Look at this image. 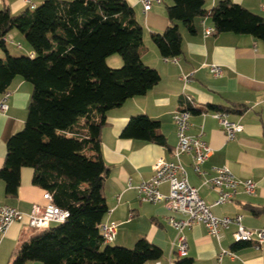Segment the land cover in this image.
<instances>
[{
    "label": "trees",
    "instance_id": "16d2710c",
    "mask_svg": "<svg viewBox=\"0 0 264 264\" xmlns=\"http://www.w3.org/2000/svg\"><path fill=\"white\" fill-rule=\"evenodd\" d=\"M171 1L168 26L150 35L163 57L181 54L178 23L193 33L196 18L209 17L215 32L249 34L264 42V17L231 0L209 10L205 0ZM13 29L24 35L31 55L8 53L5 37ZM141 45L142 27L126 0H44L32 11L0 10V92L16 76L32 84L24 126L7 140L0 167L5 197H16L20 169L30 167L32 184L69 213L64 222L22 240L8 264H144L161 258V248L144 237L127 248L104 243L100 233L108 212L103 183L109 168L100 156L106 112L145 94L160 79L142 62ZM116 53L123 64L110 68L106 58ZM220 110L242 113L245 107ZM158 128L159 121L139 114L130 117L120 136L164 145ZM174 264L192 259L178 257Z\"/></svg>",
    "mask_w": 264,
    "mask_h": 264
},
{
    "label": "crops",
    "instance_id": "0c3cea01",
    "mask_svg": "<svg viewBox=\"0 0 264 264\" xmlns=\"http://www.w3.org/2000/svg\"><path fill=\"white\" fill-rule=\"evenodd\" d=\"M43 1L0 0V10L7 8L12 14H18L24 10L32 11ZM126 1L133 7L135 19L142 27L141 60L156 69L160 79L145 94L130 97L106 112V121L100 132V156L109 168L103 183L108 212L102 222L116 224L115 245L131 248L137 239L144 237L161 248L160 259L144 264H174L179 256L174 246L176 231L167 223L171 210L163 202L153 204L140 200L136 188L151 178L152 166L157 160H175L171 151L177 136L172 116L184 107V95L193 100L188 134L197 135L202 129L203 138L211 148L202 164L206 176H213L216 167L227 166L237 178L252 179L256 183V194H246L239 187L232 202L212 205L216 192L203 184V177L195 173L190 156L182 154L180 161L189 184L198 189L207 204L212 205L210 209L214 215H240L243 226L264 229V42L249 34L233 32L213 31L206 35L204 29L213 28L211 19L196 18L193 33L178 23L181 54L176 57V62L166 60L150 35L161 33L168 26L166 7L172 1L154 2L148 11L143 10L140 0ZM218 1L205 0V8L209 10ZM231 1L264 17V0ZM26 43L24 35L15 29L5 37V48L11 55L22 54L15 52L16 49H25L26 54H31ZM0 56H4L1 47ZM106 63L109 67L119 66L121 58L113 54L106 58ZM211 63L222 66L221 76L215 77L209 72L206 64ZM184 75L189 77L187 82L181 79ZM31 93L32 84L21 76L13 79L6 92H0V102L4 100L8 106L5 112H0V167L7 140L24 126ZM232 106L245 107L242 113L228 112V119L239 122L243 129L234 140H227L219 122L203 113ZM139 114L159 121L158 132L165 137L164 145L120 136L130 117ZM32 175V168L20 169V183L14 198L5 197L4 183L0 179V206L7 204L28 214L34 204L45 205V191L32 184ZM159 190L167 193L168 183L160 184ZM254 209L260 213L255 214ZM234 230V225L221 230L218 240L208 234L203 224L184 229L188 243L186 257L192 259V264H264V244L260 247L252 243L236 246L232 238ZM31 233L26 217L12 223L0 238V264H8L13 249ZM221 249L230 250L235 256L224 255L218 260Z\"/></svg>",
    "mask_w": 264,
    "mask_h": 264
},
{
    "label": "built area",
    "instance_id": "2783aa9c",
    "mask_svg": "<svg viewBox=\"0 0 264 264\" xmlns=\"http://www.w3.org/2000/svg\"><path fill=\"white\" fill-rule=\"evenodd\" d=\"M140 2L143 10L148 11L152 3H158L160 0H140ZM213 31L211 27L204 29L206 35ZM164 58L173 62L177 61L176 57ZM206 65L213 76L222 75L223 68L219 64L211 63ZM181 79L187 82L189 77L184 75L181 76ZM4 97H7V93H5ZM183 101L185 103L184 106L193 105V100L188 95H184ZM7 109V104L4 100L1 101L0 112H5ZM203 114H209L219 122L227 140H234L237 133L243 129L242 124L228 119L229 113L226 111L219 110ZM190 115L191 112L186 107H182L173 113L172 118L177 142L171 153L175 160H157L152 166L153 175L151 178L142 181L137 186L138 197L142 201L153 204L163 202L170 208L171 215L167 217V223L176 231L174 246L175 253L179 257H185L188 251V243L183 233L184 229L196 224H203L208 234L218 240L221 230L234 225L235 230L232 233V238L235 243H252L255 247L262 246L264 244V229H250L243 226L240 215L218 217L212 213L210 209L212 205L232 202L239 187H242L246 194L255 195L256 183L250 178H237L227 166L216 167L214 168L215 174L213 176H206V172L202 169V164L209 156L211 148L203 138L202 129L197 135L188 134L191 126ZM182 154L190 156L195 173L203 177V184L216 192V198L212 205L207 204L199 195L198 189L189 184L186 170L180 161ZM164 182L168 183L167 193L159 190V185ZM43 198L47 203L42 206L34 204L28 214H24L10 205H1L0 238L6 233L12 223L20 221L24 217L27 218L28 227L35 230L46 228L51 224L62 223L67 219L68 211L55 205L49 192L45 191ZM100 233L104 243H111L116 235V224L114 222H102L100 224ZM224 255L235 256L232 251L221 249L217 254V259L220 260Z\"/></svg>",
    "mask_w": 264,
    "mask_h": 264
},
{
    "label": "rangeland",
    "instance_id": "374dc122",
    "mask_svg": "<svg viewBox=\"0 0 264 264\" xmlns=\"http://www.w3.org/2000/svg\"><path fill=\"white\" fill-rule=\"evenodd\" d=\"M25 42H27L26 39H25ZM26 44H28V43H26ZM25 51H26L25 49H20V50H19V49H16V50H15V52L22 53V54H19V55H17V56H20V55H27ZM114 56H118L119 58H121V56H120L118 53L114 54ZM122 64H123V61H122V58H121V65H119V66H115V67H110V68H119V67L122 66ZM34 230H35V229H31V228H30V232H33ZM109 245H115V244H114V240H113ZM124 247H127V246H124ZM129 247H130V246H128L127 248H129Z\"/></svg>",
    "mask_w": 264,
    "mask_h": 264
}]
</instances>
